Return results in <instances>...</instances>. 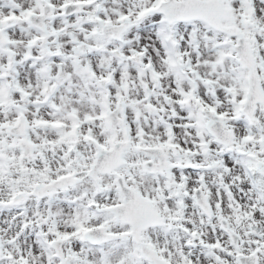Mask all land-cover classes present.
Masks as SVG:
<instances>
[{
    "label": "snow or ice",
    "instance_id": "snow-or-ice-1",
    "mask_svg": "<svg viewBox=\"0 0 264 264\" xmlns=\"http://www.w3.org/2000/svg\"><path fill=\"white\" fill-rule=\"evenodd\" d=\"M0 264H264V0H0Z\"/></svg>",
    "mask_w": 264,
    "mask_h": 264
}]
</instances>
